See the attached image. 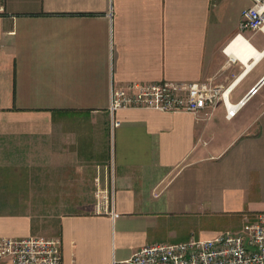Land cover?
I'll use <instances>...</instances> for the list:
<instances>
[{
    "label": "crops",
    "instance_id": "0c3cea01",
    "mask_svg": "<svg viewBox=\"0 0 264 264\" xmlns=\"http://www.w3.org/2000/svg\"><path fill=\"white\" fill-rule=\"evenodd\" d=\"M251 4L0 0V237H57L61 264H128L146 245L252 225L264 212V27L239 31ZM236 38L259 57L227 55ZM155 82H210L245 102L230 120L221 103L210 119L125 108L112 127L111 88ZM202 218L234 230H202Z\"/></svg>",
    "mask_w": 264,
    "mask_h": 264
},
{
    "label": "built area",
    "instance_id": "2783aa9c",
    "mask_svg": "<svg viewBox=\"0 0 264 264\" xmlns=\"http://www.w3.org/2000/svg\"><path fill=\"white\" fill-rule=\"evenodd\" d=\"M241 11L239 31H259L264 27V0H251ZM1 10V9H0ZM239 37V35H237ZM230 88L210 82L129 83L111 88L108 112L112 127L119 125L116 111L125 108L151 109L162 113L203 114L210 119L221 103L225 118L232 119L245 99L233 104ZM256 89L252 88L248 95ZM112 218H116L113 207ZM61 241L57 237H0V262L12 264H61ZM128 264H264V212L245 231L222 232L210 239L192 238L182 243H155L134 252Z\"/></svg>",
    "mask_w": 264,
    "mask_h": 264
},
{
    "label": "bare ground",
    "instance_id": "6f19581e",
    "mask_svg": "<svg viewBox=\"0 0 264 264\" xmlns=\"http://www.w3.org/2000/svg\"><path fill=\"white\" fill-rule=\"evenodd\" d=\"M225 53L229 56L239 58L244 63L249 57H254V59L259 57V55L254 52L252 47L241 38H236L233 40L226 47Z\"/></svg>",
    "mask_w": 264,
    "mask_h": 264
},
{
    "label": "rangeland",
    "instance_id": "374dc122",
    "mask_svg": "<svg viewBox=\"0 0 264 264\" xmlns=\"http://www.w3.org/2000/svg\"><path fill=\"white\" fill-rule=\"evenodd\" d=\"M249 106L251 105L249 104ZM208 223L209 222H207L205 218H202L201 229L202 230H216L217 232H222L225 230H234V228L231 226L229 222L226 223L225 220L220 219V218L218 219L217 223H213V222L211 224H208Z\"/></svg>",
    "mask_w": 264,
    "mask_h": 264
}]
</instances>
